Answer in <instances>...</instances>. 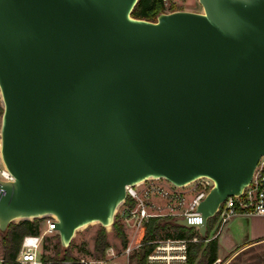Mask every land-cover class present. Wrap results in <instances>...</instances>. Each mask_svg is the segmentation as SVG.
Segmentation results:
<instances>
[{
	"label": "water",
	"instance_id": "95a60500",
	"mask_svg": "<svg viewBox=\"0 0 264 264\" xmlns=\"http://www.w3.org/2000/svg\"><path fill=\"white\" fill-rule=\"evenodd\" d=\"M139 0H0V233L52 216L61 256L125 187L207 177L202 223L264 156V0L132 17ZM143 256V252H141ZM47 262L49 256H44Z\"/></svg>",
	"mask_w": 264,
	"mask_h": 264
},
{
	"label": "built area",
	"instance_id": "2783aa9c",
	"mask_svg": "<svg viewBox=\"0 0 264 264\" xmlns=\"http://www.w3.org/2000/svg\"><path fill=\"white\" fill-rule=\"evenodd\" d=\"M185 0H162L166 11L172 4L178 5ZM0 179L12 181L13 176L2 165H0ZM213 182L207 177L199 178L193 182L176 186L164 178L149 179L135 185L125 187L126 197L117 209L115 218L133 233L131 236L132 246L126 244L118 251L113 246H108L99 257L94 256H72L69 259L57 261L59 264H136L133 261L134 250L141 255L143 252L144 264H188V244L198 241V236L192 238L178 237H156L152 240L141 242L139 240L141 230L151 218L155 217H186L189 223L198 225L202 223V218L197 212V206L206 196ZM185 189L193 193V199L189 207L183 212H175L178 208L158 207L152 203L153 196H164L169 200L183 201L182 193L176 189ZM5 195V190L0 186V199ZM168 211H167V210ZM255 214L264 216V156H262L256 166L250 184L243 190L240 196L228 197L219 207L217 223L215 225L214 237L218 235L222 225L231 217L237 214ZM215 215V216H216ZM45 222L44 228H39L36 234H28L22 238L18 254L14 264H51L55 261L43 260V254L39 252L45 239L49 236L58 235L55 230L56 219L52 216L41 218ZM198 233V227H192ZM199 234V233H198ZM147 247V249L145 248ZM4 263L3 257L0 264ZM211 264H222L221 259H216ZM223 264H227L223 263Z\"/></svg>",
	"mask_w": 264,
	"mask_h": 264
},
{
	"label": "trees",
	"instance_id": "16d2710c",
	"mask_svg": "<svg viewBox=\"0 0 264 264\" xmlns=\"http://www.w3.org/2000/svg\"><path fill=\"white\" fill-rule=\"evenodd\" d=\"M179 9L180 8L178 7V5L172 4L169 7L168 11ZM165 11L166 7L164 6L162 0H139L134 7L131 15L132 17L138 19L156 21L157 15ZM1 115L2 107L0 106V116ZM173 219L174 218L172 217L151 218L148 223H146L142 228L139 240L141 242H146L156 237L192 238L194 236H198V241L190 242L188 244V264H211L218 258L217 237L208 239L217 221V215L210 218L207 222V240L202 239L200 235L197 232L194 233L193 229L191 228H189L188 231L182 230L183 226L174 224L172 222ZM39 228V219L10 223L7 232L5 234L0 233V244L2 247V256L4 259L3 264H14V260L18 254L22 238L28 234L38 233ZM113 228L116 234L121 237L123 246H126L127 241L122 229V224L117 218H115ZM164 231H166L165 234H163ZM54 239L55 243L52 248L55 251L57 257H49L50 261L58 260V255L61 252L59 236L55 235ZM108 246L109 242L107 240L105 228L100 227L95 239V252L102 254ZM145 248L147 249L146 246ZM71 257L72 256L70 255V251L69 249H67L64 253L63 258L59 260L69 259ZM134 257L136 258V264H144V256L136 253Z\"/></svg>",
	"mask_w": 264,
	"mask_h": 264
},
{
	"label": "rangeland",
	"instance_id": "374dc122",
	"mask_svg": "<svg viewBox=\"0 0 264 264\" xmlns=\"http://www.w3.org/2000/svg\"><path fill=\"white\" fill-rule=\"evenodd\" d=\"M178 7L181 10H191V11H198V12L202 11V7L198 3V0H185L184 2L178 4ZM0 106H1V102H0ZM1 163L2 161L0 157V165ZM176 190L182 193V197H183L182 202H180L179 200H169L167 197H164V196H153L151 198L152 203L158 207H167L168 205H170L171 207L179 206L174 211L183 212L189 207V204L191 203L194 195L189 190V188H185V189L178 188ZM14 223H18V222H14ZM215 225H214V228H215ZM223 226L224 224L222 225V227ZM39 227L41 228L45 227V222L43 219H39ZM100 227L101 225L99 223H93V224H89L85 226L83 229L78 230L75 233V236L72 238L71 243L68 247L70 251V255L71 256H94V257L101 256V253L95 252V239H96V235ZM214 228L211 231L208 239L213 238L214 233H215ZM122 229L125 234V239L127 241V244L132 245V246L136 245L138 241L136 243H132L131 236L133 233L131 232V230H129L127 227H124L123 225H122ZM182 230L188 231L189 228L182 227ZM105 231L107 235V240L109 242V246H113L118 251H121V248L123 247L122 239L120 236L116 234L113 226L105 228ZM193 231L194 233L196 232L194 229ZM165 233L166 231L163 232V234ZM54 243H55L54 236H49L45 239L43 246L39 250V252L43 254V257L44 256H49L52 258L57 257L55 251L52 248ZM135 254H136V250H134V255ZM134 255H133V261L136 263V258L134 257ZM220 255H223V254L220 253ZM63 256H61V252H60V254L58 255L59 257L58 260H55L54 263L59 264L57 261L63 258ZM1 257L3 256H2V247L0 244V258ZM221 261H222V264L226 262L227 264H264V240L245 245L244 247H241L240 249H238V253L235 256H229V257L223 258L221 259Z\"/></svg>",
	"mask_w": 264,
	"mask_h": 264
},
{
	"label": "crops",
	"instance_id": "0c3cea01",
	"mask_svg": "<svg viewBox=\"0 0 264 264\" xmlns=\"http://www.w3.org/2000/svg\"><path fill=\"white\" fill-rule=\"evenodd\" d=\"M216 237L217 259L235 256L241 247L264 240V216L237 214L224 224Z\"/></svg>",
	"mask_w": 264,
	"mask_h": 264
},
{
	"label": "bare ground",
	"instance_id": "6f19581e",
	"mask_svg": "<svg viewBox=\"0 0 264 264\" xmlns=\"http://www.w3.org/2000/svg\"><path fill=\"white\" fill-rule=\"evenodd\" d=\"M93 223H97V222H93ZM93 223H92V224H93ZM84 227H85V226L81 227L80 229H83Z\"/></svg>",
	"mask_w": 264,
	"mask_h": 264
}]
</instances>
